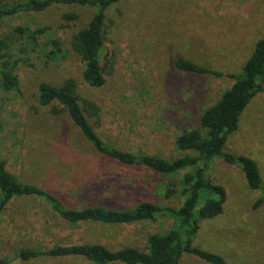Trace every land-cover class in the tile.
Listing matches in <instances>:
<instances>
[{"label":"rangeland","instance_id":"374dc122","mask_svg":"<svg viewBox=\"0 0 264 264\" xmlns=\"http://www.w3.org/2000/svg\"><path fill=\"white\" fill-rule=\"evenodd\" d=\"M68 11L78 13L76 22L62 18ZM94 13L93 6L59 4L41 13L13 14L0 20V39L7 43L1 51L7 55L0 56V157L21 181L55 193L69 207L129 208L151 201L178 208L184 201L180 184L184 171L162 174L101 154L85 140L67 112L55 114L51 106L40 103L38 86L42 82L60 85L75 78L81 97L100 107L99 117L90 119L104 140L135 153L174 158L178 155L176 137L185 129L201 127L202 112L232 85L233 75L242 71L264 38V0L114 3L107 10L101 57L107 81L99 88L83 79V63L74 50L66 47L64 54L52 58L48 56L51 35L34 46L16 31L18 26L48 25L53 27L49 33L69 41ZM181 56L223 75L181 70L176 66ZM5 60L14 65L17 88L3 86ZM225 150L256 160L264 181V91L252 98ZM209 174L213 182L225 187L227 200L218 217L200 220L194 245L221 254L231 264H264V203L256 204L264 198V190L251 189L241 168L220 158ZM173 188L177 191L167 195ZM161 215L126 224L71 223L39 197H15L3 213L0 258L10 264H97L79 255L25 260L20 250L75 243L143 249L150 233H165L173 227L170 215ZM178 264L212 263L185 253Z\"/></svg>","mask_w":264,"mask_h":264},{"label":"trees","instance_id":"16d2710c","mask_svg":"<svg viewBox=\"0 0 264 264\" xmlns=\"http://www.w3.org/2000/svg\"><path fill=\"white\" fill-rule=\"evenodd\" d=\"M120 0H22L3 4L0 0V20L13 14L41 13L59 4L89 5L95 13L89 23L79 29L68 41L63 35L49 33L51 26L35 29L18 26L16 31L26 35L34 46L44 36H50L51 50L48 56L57 58L65 48L74 50L83 63V79L93 87H103L107 81L102 64L105 45L107 10ZM68 23L76 22L79 15L68 11L62 15ZM67 40V42H66ZM6 40L0 39V56L7 53ZM22 50L27 51L26 48ZM176 66L185 71L223 75L207 66L186 57H178ZM10 61H3V86L14 89L18 86V75ZM232 85L223 91L217 101L201 114V127L185 129L175 140L178 153L174 158L135 153L122 149L104 140L97 132L92 117H99L100 107L92 99L82 98L78 83L69 77L60 85L42 82L38 86L39 101L43 106H51L55 114L67 112L85 140L101 154L127 165H144L162 174H176L184 171L181 178L184 198L182 206L164 207L151 201H141L134 207L117 208L111 205H87L82 208L65 205L55 193L35 184L25 183L7 167V161L0 157V226L7 204L15 197L35 196L46 201L51 209L71 223L93 221L105 224H126L155 220L159 214L173 219V227L165 233H150L145 248L124 246L110 249L100 243L55 244L41 250L24 248L20 250L23 259L40 255L69 256L79 255L97 264L123 262L127 264H178L185 253L195 254L212 264H231L217 252L194 245V235L200 227V220L212 219L223 213L227 200L224 186L213 182L209 169L217 159L241 168L248 185L253 190H264V181L259 164L253 158L225 150L229 137L238 130L241 117L252 98L264 91V38L260 39L255 50L245 62L242 71L233 75ZM58 104L60 106H58ZM174 185V184H173ZM172 185V186H173ZM177 189L167 192L171 195ZM180 192V191H179ZM264 203L260 197L256 204ZM0 264H10L0 258Z\"/></svg>","mask_w":264,"mask_h":264}]
</instances>
